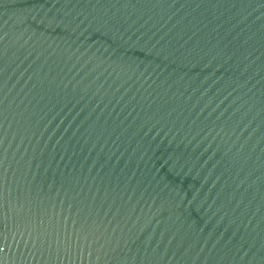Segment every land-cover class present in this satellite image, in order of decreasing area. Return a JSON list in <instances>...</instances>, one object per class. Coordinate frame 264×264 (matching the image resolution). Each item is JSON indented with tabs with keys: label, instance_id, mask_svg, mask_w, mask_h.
<instances>
[{
	"label": "water",
	"instance_id": "95a60500",
	"mask_svg": "<svg viewBox=\"0 0 264 264\" xmlns=\"http://www.w3.org/2000/svg\"><path fill=\"white\" fill-rule=\"evenodd\" d=\"M0 264H264V0H0Z\"/></svg>",
	"mask_w": 264,
	"mask_h": 264
}]
</instances>
